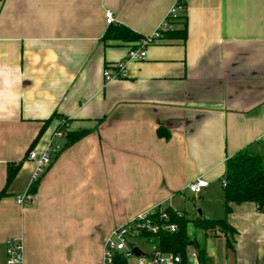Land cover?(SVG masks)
I'll return each instance as SVG.
<instances>
[{
	"label": "crops",
	"instance_id": "0c3cea01",
	"mask_svg": "<svg viewBox=\"0 0 264 264\" xmlns=\"http://www.w3.org/2000/svg\"><path fill=\"white\" fill-rule=\"evenodd\" d=\"M173 3L0 0V191L7 164L22 162L0 198V264L9 237L21 238L23 264H102L111 229L166 206L191 220L225 218L236 231L227 247L218 230L188 223L196 258L186 264H264V213L244 202L226 214L220 183L226 159L247 146L264 152V0H185L173 24L185 39L163 37L126 63L125 78L103 77L132 47L102 39L106 12L147 36ZM53 114L66 131L88 133L67 147L56 139L60 151L18 204L34 168L28 147L40 130L31 149L43 147ZM196 178L208 186L189 212Z\"/></svg>",
	"mask_w": 264,
	"mask_h": 264
},
{
	"label": "trees",
	"instance_id": "16d2710c",
	"mask_svg": "<svg viewBox=\"0 0 264 264\" xmlns=\"http://www.w3.org/2000/svg\"><path fill=\"white\" fill-rule=\"evenodd\" d=\"M183 7L185 8V1L183 2ZM166 36L185 39L186 29L185 27L179 30L172 28L163 35V37ZM143 37V35L130 30L122 24L110 23L102 39L104 41L112 40L138 44ZM53 118H57L58 120L62 119L58 115L53 114L44 121L42 127L44 128L47 126ZM56 128L65 130L66 143L64 146L66 147L75 143L88 133V130L85 129L66 131V126H60L59 124ZM41 131L42 130L39 131L34 141L28 147L27 153L31 150L32 144L37 140ZM158 134L163 135L165 138L168 137L167 132L164 133L158 130ZM21 163V161H18L7 164L6 181L4 187L0 191V198L5 196L6 188L14 178ZM221 180L225 182V184L221 186L223 191V207L226 214L231 211L233 204H241L244 202L254 203L256 210L264 213V152H255L250 146L241 149L232 157L225 160V168ZM37 183L38 182L29 187L27 190L28 194L32 195L35 193ZM162 208L163 212L167 214V219L161 218L160 208H156L155 211L149 215L150 221L157 224L173 223L176 225L175 231L170 232L163 229L155 233L141 231L137 235V238H143L146 242L154 244L161 251L180 255L182 264H186L188 246L190 244H196L189 238L188 223L190 222H192L196 229L203 230L204 232L218 230L225 236L226 246L231 247V240L236 231L227 223L225 218L210 219L201 217L191 220L184 214H180L168 206ZM204 253V249L197 245V256L201 262L204 260ZM114 264H127V261L121 254H115Z\"/></svg>",
	"mask_w": 264,
	"mask_h": 264
},
{
	"label": "built area",
	"instance_id": "2783aa9c",
	"mask_svg": "<svg viewBox=\"0 0 264 264\" xmlns=\"http://www.w3.org/2000/svg\"><path fill=\"white\" fill-rule=\"evenodd\" d=\"M185 0H174L172 6L167 10L164 17L156 27V29L147 36H144L136 47L130 48L127 51L126 56L119 62L114 63L111 66L105 67L103 70V77L106 81L113 79L125 78L126 63L129 61H140L145 58V48L149 44L157 43L163 35L173 28L174 22L180 17ZM114 18L110 11L106 12V22L108 24L113 23ZM66 119L58 120L60 126H66ZM66 137L65 130L55 128L49 138L44 142L43 147L40 150L31 149L27 153V160L33 163V171L30 179V186L38 182L43 175L45 169L50 164L52 157L60 151L61 146L56 142V139ZM221 185H224V180L220 181ZM29 186V187H30ZM208 186V181L203 178H196L186 185V189L194 194H199L203 188ZM31 195L27 192L23 195H18L15 200L18 204H23ZM160 208L161 218L167 219V214ZM155 209L141 213L130 220L128 223L119 225L108 233L103 243L102 249V264H114L115 254H121L127 261L128 258L133 256L132 248L138 247L132 241L137 235V231L132 232L130 227L139 230L144 227L151 233H155L160 229L168 230L170 232L175 231L176 225L170 224H157L152 223L149 219ZM141 255H134L136 257L135 264H182V258L180 255L165 252L159 250L154 244L148 251L142 250ZM187 257L196 258V253L193 251H187ZM3 264H23V243L20 237H9L4 241V261Z\"/></svg>",
	"mask_w": 264,
	"mask_h": 264
},
{
	"label": "rangeland",
	"instance_id": "374dc122",
	"mask_svg": "<svg viewBox=\"0 0 264 264\" xmlns=\"http://www.w3.org/2000/svg\"><path fill=\"white\" fill-rule=\"evenodd\" d=\"M132 47L133 46H136L137 44L136 43H131ZM186 201H185V209L187 211L190 212V210H197V209H200V204L202 202V194H197V195H194V194H189V193H186ZM136 229H133V227H130V230L132 232H135L137 231V235L141 232V231H144V232H149L145 227L141 230H139L137 227H135ZM195 229V227H194ZM188 234H189V238L191 239V237H193V233H192V228L189 227L188 229ZM137 235H134L135 237L132 239V241L135 243V245H137L138 247H140L142 250H145V251H148L151 249V246L152 244L150 242H146L143 238L142 239H139L137 238ZM221 241V240H220ZM220 241H217V246L215 247L214 251L215 253H217V255H219V253H222V248L220 247L219 243ZM212 242L210 241L208 244H211ZM211 247L210 245H208V248ZM135 260H136V257L133 255L131 256L130 258L127 259V264H135Z\"/></svg>",
	"mask_w": 264,
	"mask_h": 264
},
{
	"label": "water",
	"instance_id": "95a60500",
	"mask_svg": "<svg viewBox=\"0 0 264 264\" xmlns=\"http://www.w3.org/2000/svg\"><path fill=\"white\" fill-rule=\"evenodd\" d=\"M132 253L134 255H141L142 251L138 247L135 246V247L132 248Z\"/></svg>",
	"mask_w": 264,
	"mask_h": 264
}]
</instances>
